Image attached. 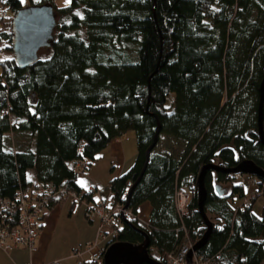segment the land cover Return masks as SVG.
Masks as SVG:
<instances>
[{
  "label": "trees",
  "instance_id": "obj_1",
  "mask_svg": "<svg viewBox=\"0 0 264 264\" xmlns=\"http://www.w3.org/2000/svg\"><path fill=\"white\" fill-rule=\"evenodd\" d=\"M29 1L0 0V11L8 12L0 18V50L9 55L0 62V198L51 185L65 192L49 200L47 211L72 199L68 192H83L74 203L96 202L97 187L84 189L79 177L112 141L135 131L134 165L110 180V199L126 205L160 128L158 144L165 135L183 150L155 154L157 144L128 205L138 217L149 203L151 213L145 223L122 219L106 246L142 243V230L151 257L173 264L182 247H193L207 231L199 212L203 167L250 160L264 171V0H71L63 7L56 0ZM43 4H52L57 17L53 47L21 69L13 57V18ZM171 94L173 112L165 107ZM78 161H84L79 171ZM237 176L205 175L204 210L213 228L194 255L202 264L264 262V207L260 217L252 210L264 195V179L250 176L258 188L236 209L233 196L244 195L243 185H233ZM179 191L191 195L185 213L178 209Z\"/></svg>",
  "mask_w": 264,
  "mask_h": 264
},
{
  "label": "built area",
  "instance_id": "obj_2",
  "mask_svg": "<svg viewBox=\"0 0 264 264\" xmlns=\"http://www.w3.org/2000/svg\"><path fill=\"white\" fill-rule=\"evenodd\" d=\"M8 15L6 10L0 11V18H5ZM9 55L3 50H0V62L8 58ZM14 57V56H13ZM84 167V161H78L75 165L76 170H81ZM256 179H251L253 184ZM90 190L95 191L94 187ZM65 190H55L51 185L43 187L29 186L19 190L13 198H0V249L6 252H11L17 247H26L30 251H35L36 241L40 236L42 219L45 216L49 200ZM97 192V191H96ZM72 199L81 201L80 197L83 194L76 192H68ZM253 198V196H252ZM190 201V196L184 191L177 193L178 209L185 213L186 206ZM251 200H247L249 204ZM87 215L94 219L99 217L100 225L95 243H89L86 250L81 247L72 251L71 258L77 259V264H85L87 261L102 263L104 247L99 246V240H106L108 237H114L119 230V226L124 220L139 219L145 223L141 217L134 215L133 211L123 205V203H115L113 199H98L96 202H86ZM192 248L191 243L186 244L173 257V264H186L187 255ZM91 254L92 256H89ZM88 256V258H84ZM49 264H62L61 260H53Z\"/></svg>",
  "mask_w": 264,
  "mask_h": 264
},
{
  "label": "water",
  "instance_id": "obj_3",
  "mask_svg": "<svg viewBox=\"0 0 264 264\" xmlns=\"http://www.w3.org/2000/svg\"><path fill=\"white\" fill-rule=\"evenodd\" d=\"M57 27V17L54 6L52 4L29 5L17 12L12 22L13 32V54L14 59L21 69H26L38 63L40 60L39 51L42 49L52 48L54 44V31ZM259 133L261 141L264 144V127H263V112H264V79L260 88V103H259ZM160 127V124L158 125ZM160 128L156 132L155 139L146 153V165L138 180L130 189L127 196L126 206L135 187L139 184L146 167L150 161L151 153L158 144ZM208 170L215 172H224L234 175H250L259 179H264V171L258 167L253 161H242L234 168L223 167L219 164H209L203 167L198 180L199 193V212L202 214L207 231L204 236L194 244L187 256V264H192L195 253L207 242L212 231L213 223L208 218L204 205L207 197L205 186V175ZM219 195L224 194L220 184L215 186ZM140 230V229H139ZM145 240L142 243L131 242H113L106 246L102 264H161L159 261L151 257L150 239L146 232L140 230Z\"/></svg>",
  "mask_w": 264,
  "mask_h": 264
},
{
  "label": "rangeland",
  "instance_id": "obj_4",
  "mask_svg": "<svg viewBox=\"0 0 264 264\" xmlns=\"http://www.w3.org/2000/svg\"><path fill=\"white\" fill-rule=\"evenodd\" d=\"M26 3H30L29 0H24ZM71 0H56V3L59 7L66 6L70 3ZM11 15H14L10 12ZM47 52L45 49H42L39 54H45ZM47 54V53H46ZM165 107L169 112H173L175 108V94H171L166 99ZM135 141V131H130L127 133V137ZM136 149H137V144ZM172 150L176 153H179L183 150V143L179 140L173 139L171 137L162 135L160 139V143L158 144L157 148L155 149L154 153L158 154L163 152L164 150ZM136 156L134 160L129 163V166L125 168L124 173L127 172L133 165L136 160ZM120 162L117 158H112L110 155H107L103 150L98 155V159L92 163L88 170H86L80 177H79V184L84 189H88L91 186L97 187V193L95 195V199H109L111 197V188H110V180L119 174ZM119 166V167H118ZM124 169V168H123ZM123 173V174H124ZM28 177H33V171L29 170ZM83 182V183H81ZM233 185L235 186H242L244 188V195L237 193L233 196L231 200V205L233 208H238L243 204L247 203V200H250L255 194L258 185H255L251 182L250 175H239L235 177L233 181ZM228 194V193H227ZM264 207V195H259L256 200L252 203V210L257 216L262 215V209ZM86 209L87 204L84 201L74 203L70 197H65L62 203L55 206L51 210H59L60 211V218L57 219V231L55 234L56 242L55 246L53 247L52 251L53 255H63L68 253V249H71L70 253L73 249L81 247L82 250H86V246L89 243H95L96 236L98 235L100 220L94 218L92 222L86 216ZM71 211L74 214H71ZM50 210L47 213L50 214ZM46 213V215H47ZM45 215V217H46ZM146 217L144 214L141 215V219L146 221ZM44 219L42 220L43 223ZM95 228L97 229V234L95 232ZM96 234V235H95ZM111 237H108L106 240H99V246L104 247L108 240ZM192 248H190L191 251ZM67 251V252H66ZM189 254V253H188ZM92 256L91 254H88ZM188 256V255H187ZM85 259L88 256L84 257ZM66 264H77V259L67 261ZM187 264V259H186ZM192 264H202L199 259L193 257ZM264 264V262L262 263Z\"/></svg>",
  "mask_w": 264,
  "mask_h": 264
},
{
  "label": "crops",
  "instance_id": "obj_5",
  "mask_svg": "<svg viewBox=\"0 0 264 264\" xmlns=\"http://www.w3.org/2000/svg\"><path fill=\"white\" fill-rule=\"evenodd\" d=\"M126 135L127 133L121 138L112 141L103 150L107 155H110L112 158H117V160L120 162L119 175L124 173L125 168L129 166V163L131 164L135 158V155L137 154L135 145L136 142L134 143L131 135L130 138H128ZM151 210V205L149 203H145L139 207V214H144V216L148 217L151 213ZM50 211V214L47 213L46 217H44L40 236L36 241L37 249L33 252L28 248L21 246L14 248L11 252H6L3 249H0V264H49L53 260H61L62 264H66L67 261L74 260V258H71V249H68V253H65L64 256L53 255V252H51L53 247H56V242L54 243L55 234L57 231L56 221L60 218V211ZM71 214H74V212L71 211ZM95 232L97 234L96 228Z\"/></svg>",
  "mask_w": 264,
  "mask_h": 264
},
{
  "label": "bare ground",
  "instance_id": "obj_6",
  "mask_svg": "<svg viewBox=\"0 0 264 264\" xmlns=\"http://www.w3.org/2000/svg\"><path fill=\"white\" fill-rule=\"evenodd\" d=\"M186 193H188V192H186ZM189 194V196H190V199H191V195H190V193H188ZM127 208H128V206H126ZM186 208H187V206H186ZM180 211V210H179ZM181 212V211H180ZM183 213V212H182ZM138 217H141V215L139 214V216Z\"/></svg>",
  "mask_w": 264,
  "mask_h": 264
},
{
  "label": "snow or ice",
  "instance_id": "obj_7",
  "mask_svg": "<svg viewBox=\"0 0 264 264\" xmlns=\"http://www.w3.org/2000/svg\"><path fill=\"white\" fill-rule=\"evenodd\" d=\"M81 183H83V182H81Z\"/></svg>",
  "mask_w": 264,
  "mask_h": 264
}]
</instances>
